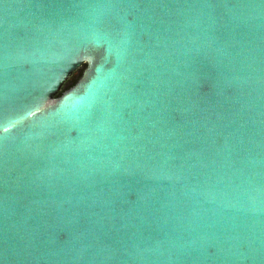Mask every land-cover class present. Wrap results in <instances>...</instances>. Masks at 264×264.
<instances>
[{"label": "water", "instance_id": "95a60500", "mask_svg": "<svg viewBox=\"0 0 264 264\" xmlns=\"http://www.w3.org/2000/svg\"><path fill=\"white\" fill-rule=\"evenodd\" d=\"M0 264H264V0H0Z\"/></svg>", "mask_w": 264, "mask_h": 264}, {"label": "trees", "instance_id": "16d2710c", "mask_svg": "<svg viewBox=\"0 0 264 264\" xmlns=\"http://www.w3.org/2000/svg\"><path fill=\"white\" fill-rule=\"evenodd\" d=\"M82 71L80 72V74L78 76H75L74 73L66 80V82L64 83V86L62 87V89L58 92L57 95H60L61 92L69 87H71L72 85H74L76 83V81L79 79V77L81 76Z\"/></svg>", "mask_w": 264, "mask_h": 264}, {"label": "rangeland", "instance_id": "374dc122", "mask_svg": "<svg viewBox=\"0 0 264 264\" xmlns=\"http://www.w3.org/2000/svg\"><path fill=\"white\" fill-rule=\"evenodd\" d=\"M84 67H85V64H83L77 71H75L74 75L78 76L80 74V72L83 71Z\"/></svg>", "mask_w": 264, "mask_h": 264}]
</instances>
